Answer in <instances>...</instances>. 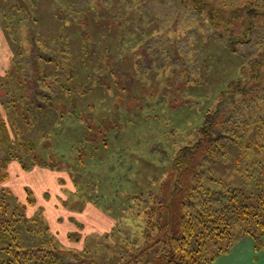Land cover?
I'll use <instances>...</instances> for the list:
<instances>
[{"label":"rangeland","instance_id":"1","mask_svg":"<svg viewBox=\"0 0 264 264\" xmlns=\"http://www.w3.org/2000/svg\"><path fill=\"white\" fill-rule=\"evenodd\" d=\"M21 1L0 0V23L10 33L13 45L3 27L11 49L23 51L16 56L19 81L51 92L62 111L59 117L51 110L42 126H51L48 145L41 138L36 148V156L61 168L56 187L48 190L52 199L45 202L51 230L60 246L76 251L83 250L87 235L113 246L131 242L142 232L161 184L175 177L179 150L198 140L223 89L241 72L248 77L250 65L264 59V0H200L205 11L188 0ZM83 30L90 31L87 43H81ZM33 61L40 81L31 79ZM248 96L236 95L243 104L235 113L239 123L247 122L234 140L246 142L229 143L205 165V187H220L210 175L237 183L258 159L251 145L264 139V91ZM6 97L0 93L1 101ZM35 129L28 137L40 135ZM66 201L74 208L95 204L115 223L90 226L95 213H74L63 206ZM39 205L28 206L27 215H37ZM73 214L84 223L80 231L69 219ZM111 228L113 236L101 234ZM235 228L232 238L209 247L222 249L209 264H264V234L257 241ZM71 231L80 236L69 237ZM32 235L38 244L42 238Z\"/></svg>","mask_w":264,"mask_h":264},{"label":"trees","instance_id":"2","mask_svg":"<svg viewBox=\"0 0 264 264\" xmlns=\"http://www.w3.org/2000/svg\"><path fill=\"white\" fill-rule=\"evenodd\" d=\"M188 1H192L195 9L206 10L200 0ZM209 17L214 18L211 13ZM3 27L10 37L6 25L3 24ZM88 33L89 30L81 32V43H87ZM231 37L235 39L233 35ZM228 38L232 45L235 40L230 36ZM10 41L12 44L11 37ZM13 49L15 51L8 70L0 74V81L4 84H0V93L7 96L3 101L0 99V184L7 181L0 187V264H75L80 261L84 264H209L222 251L221 248L213 251L209 247L232 238L236 226L257 241L260 240L264 234V139L249 144L258 159L249 163L248 167L252 170L240 172L237 183L218 180L210 175L209 180L220 186L212 188L209 185L205 187L202 180L203 173L207 171L205 165L214 160L218 152L225 153L229 143L246 142L242 138L237 142L234 140L240 136L239 127L247 122L244 120L239 123L236 120L235 113L243 104H239L236 95L246 96L245 100H248L250 91L256 94L264 91V74L261 70L264 59L259 58L250 65L251 82L249 76L241 72L240 79L231 81L223 89L217 107L206 114L198 140L179 150L173 163L175 177L161 184V195L154 199L153 205L145 212V223L140 235L132 236L133 240L127 243V238L123 239L115 246L108 239L92 242L87 235L83 250L76 251L60 246L61 242L52 232L41 204L37 215H27L28 206L37 204L33 187H25L27 200L22 202L8 184L13 174L9 173L12 162L19 163L27 172L44 168L58 177L57 173L61 171L45 155L36 156V148L40 147L41 138L48 145L47 133L51 126L46 129H42V126L50 118L51 110L59 112V117H62V111L57 110L51 92L37 88V85L34 87L31 84V87L28 85L30 83L22 85L19 81L21 62L16 56L23 51L16 46H12ZM230 51L234 53L235 50L232 48ZM29 70L32 71L31 79L40 81L41 72L37 61L32 62V69ZM63 91L68 93L66 89ZM22 100L26 101L24 105H21ZM71 100L74 102L72 96ZM55 122V119L49 120L51 124ZM37 125L40 135L28 137L27 134L34 132ZM50 196L47 190L43 198L49 201L52 198ZM66 203L63 206L74 213H83L92 204L74 208ZM70 216L69 219L80 231L84 223L75 214ZM113 229L101 234L104 237L109 234L113 236ZM32 233L42 238L38 244L33 243ZM68 236L75 238L80 233L71 231ZM81 254L88 257H82Z\"/></svg>","mask_w":264,"mask_h":264},{"label":"crops","instance_id":"3","mask_svg":"<svg viewBox=\"0 0 264 264\" xmlns=\"http://www.w3.org/2000/svg\"><path fill=\"white\" fill-rule=\"evenodd\" d=\"M11 57H12V49H11V46L9 44V40L7 38L5 30L3 29V27L0 23V74H3L8 70ZM9 173H10V175L12 173L13 174L11 177L12 180L10 178L8 181V184L11 187H12V184H14V187L12 189H13L14 193L18 196L20 201L25 202L27 200V194L25 191V187L31 186V187H33V189L35 191L37 203L39 202L44 208L47 207L45 205V202L48 203V201H46L43 198V195L50 188L56 187L53 179H57V177L54 174H52V172H50L49 170L44 169V168H35L34 170L27 172L21 168L19 163L12 162L9 165ZM36 181L38 182V184H36ZM21 187H22V189H21ZM36 187L39 189L36 190ZM41 189H42V191H41ZM86 211H90V212L95 213L96 221H95V223L92 222L93 224H91L90 226H95V225L97 226L98 225L99 227H103V224L107 225L109 221H111V225H113L115 223V220H113L111 217L104 214L101 210H99L98 208H96L92 204L91 205L89 204L85 208V212Z\"/></svg>","mask_w":264,"mask_h":264}]
</instances>
